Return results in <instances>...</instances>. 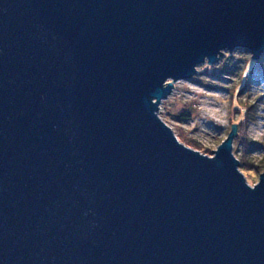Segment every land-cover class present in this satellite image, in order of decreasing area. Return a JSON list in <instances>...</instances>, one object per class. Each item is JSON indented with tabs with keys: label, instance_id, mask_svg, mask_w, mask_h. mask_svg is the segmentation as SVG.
I'll return each mask as SVG.
<instances>
[{
	"label": "water",
	"instance_id": "95a60500",
	"mask_svg": "<svg viewBox=\"0 0 264 264\" xmlns=\"http://www.w3.org/2000/svg\"><path fill=\"white\" fill-rule=\"evenodd\" d=\"M264 0H0V264H264V174L158 117Z\"/></svg>",
	"mask_w": 264,
	"mask_h": 264
},
{
	"label": "rangeland",
	"instance_id": "374dc122",
	"mask_svg": "<svg viewBox=\"0 0 264 264\" xmlns=\"http://www.w3.org/2000/svg\"><path fill=\"white\" fill-rule=\"evenodd\" d=\"M239 51L237 49L231 53L223 52V56L218 62L211 66L207 62L199 65L196 68L197 74L189 80H180L174 83L168 81L173 88L169 96L159 106L158 117L171 129L178 142L189 148H191L190 145H196L197 149H192L209 158L213 157L211 151H215L228 138L232 120L238 118V116H230L231 108L236 102L232 104L229 95L218 90V88L235 84L238 79L237 77L222 76L225 81L219 82L208 76L200 75V71L206 65L211 70L217 71L223 66H228L230 62L236 63L242 57ZM263 59L264 54L257 61L261 62ZM262 91H264L263 86H252L250 94L240 96L239 101H246V103L251 104L255 100V94L257 95ZM248 96L251 97L248 98ZM183 113L188 114V116H183ZM237 131L236 126L237 135L233 140V155L238 160L240 152L235 151L238 146L235 141L238 136ZM247 135L253 142L264 144V116L263 118L258 116L257 123L248 126ZM249 158L253 162L264 161V150L253 152ZM261 174L264 173L245 175L247 185L254 188L259 182Z\"/></svg>",
	"mask_w": 264,
	"mask_h": 264
},
{
	"label": "trees",
	"instance_id": "16d2710c",
	"mask_svg": "<svg viewBox=\"0 0 264 264\" xmlns=\"http://www.w3.org/2000/svg\"><path fill=\"white\" fill-rule=\"evenodd\" d=\"M239 52L242 57L236 63L230 62L228 66H223L217 71L211 70L206 65L200 71V75L208 76L219 82L225 81L222 76L237 77L238 79L237 83L225 86V88H218V90L226 92L232 104L236 102L230 111V116H238L231 122L238 128V136L235 139L238 146L235 151L240 152V158H238L240 171L244 176H249L252 173H264V161L253 162L249 158L253 152L263 151L264 144L253 142L247 135L248 126L257 123L258 116L260 118L264 116V91L255 94V100L251 104L246 103V101L240 102L239 97L249 93L252 86H263L264 88V59L261 62L254 61L249 52L245 50ZM183 116H188V114L183 113ZM190 147L197 149L196 145H190Z\"/></svg>",
	"mask_w": 264,
	"mask_h": 264
}]
</instances>
